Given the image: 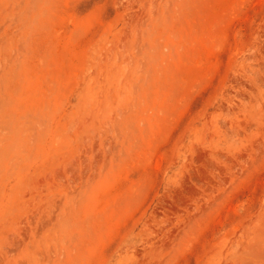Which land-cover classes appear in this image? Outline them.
I'll use <instances>...</instances> for the list:
<instances>
[{"label":"rangeland","instance_id":"rangeland-1","mask_svg":"<svg viewBox=\"0 0 264 264\" xmlns=\"http://www.w3.org/2000/svg\"><path fill=\"white\" fill-rule=\"evenodd\" d=\"M0 264H264V0H0Z\"/></svg>","mask_w":264,"mask_h":264}]
</instances>
